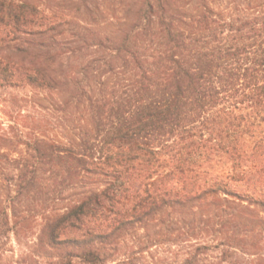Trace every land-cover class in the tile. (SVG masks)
Masks as SVG:
<instances>
[{"label":"trees","instance_id":"16d2710c","mask_svg":"<svg viewBox=\"0 0 264 264\" xmlns=\"http://www.w3.org/2000/svg\"><path fill=\"white\" fill-rule=\"evenodd\" d=\"M70 2L0 0V91L31 90L0 122V237L263 256L264 0Z\"/></svg>","mask_w":264,"mask_h":264},{"label":"rangeland","instance_id":"374dc122","mask_svg":"<svg viewBox=\"0 0 264 264\" xmlns=\"http://www.w3.org/2000/svg\"><path fill=\"white\" fill-rule=\"evenodd\" d=\"M110 1L112 0H108L107 3ZM50 3L52 5L60 3L58 5L62 7L72 5L70 0L63 2L50 0ZM30 94V89L7 88L0 91V122L3 125L10 123L6 105L13 106L15 99ZM4 99L8 101L5 102ZM26 108L27 112H33L32 108ZM149 233L154 235L155 229H151ZM144 234V229L132 230L130 234L122 237L119 244L102 247V253L106 257L105 264H175L178 259L175 254L178 246L144 241ZM37 236L38 229L31 225L20 230L19 234L11 232L8 238L0 237V264H54L61 255H64V249L46 250L37 245ZM260 245L263 247L260 250L263 256L257 254L258 251L250 246L243 245L240 249L233 248L234 254L222 262L219 259L221 248H213L197 264H264V241ZM73 264L82 263L75 258Z\"/></svg>","mask_w":264,"mask_h":264}]
</instances>
